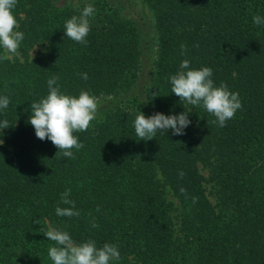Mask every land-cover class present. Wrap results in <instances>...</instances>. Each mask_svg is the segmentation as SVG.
Masks as SVG:
<instances>
[{"label": "trees", "instance_id": "1", "mask_svg": "<svg viewBox=\"0 0 264 264\" xmlns=\"http://www.w3.org/2000/svg\"><path fill=\"white\" fill-rule=\"evenodd\" d=\"M139 1L151 19L148 39L145 24L107 0H17L25 38L17 55L0 60V96L10 100L0 109L10 125L0 129V264H53L49 226L77 243L116 244L121 259L111 264H264V24L253 22L264 18V0ZM88 4L96 11L84 45L65 36L64 24ZM185 59L239 93L242 108L226 126L171 93L169 77ZM54 74L67 94L98 98L91 127L75 133L84 147L74 159L29 122ZM139 111L189 112L190 124L183 135L169 129L139 140ZM66 189L79 217L56 215L69 207Z\"/></svg>", "mask_w": 264, "mask_h": 264}, {"label": "clouds", "instance_id": "2", "mask_svg": "<svg viewBox=\"0 0 264 264\" xmlns=\"http://www.w3.org/2000/svg\"><path fill=\"white\" fill-rule=\"evenodd\" d=\"M16 5L17 0H0V49H3L0 60H7L17 55L20 44L25 38L24 32L17 30L20 25L14 13ZM95 11L94 6L88 4L80 15H73L66 20L65 36L86 45L88 43L86 38L91 30L90 18L94 16ZM253 22L257 25L264 24V18L254 15ZM198 46L197 44L196 47ZM180 49L181 55H186V44L181 43ZM78 75L84 80L88 79L87 73H78ZM212 76V68L207 66L190 68V61L185 59L180 64V70L169 77L171 93L192 106L203 107L215 117L212 123L224 127L226 122L233 119L237 111L242 108V103L238 92L231 91L225 82L217 86ZM58 81V74L47 80L48 94L31 104L29 122L35 129L37 138L42 141L50 140L63 156L74 159L73 149L78 151L84 147L75 133L87 131L91 127V122L96 118L98 111V98L91 94L90 90H81L78 96L67 94L61 90ZM9 103L8 96H0V109H6ZM188 114L189 112L185 111L179 115L157 112L146 117L139 111L134 120L135 135L139 140L144 141L152 140L157 132L166 133L169 129L174 135H183L184 129L190 124ZM9 127L6 119L0 122V129ZM2 144L3 140L0 139V145ZM184 175L183 171L179 172L181 179ZM180 192L186 199L188 198L185 188L181 187ZM70 194L71 189H66L61 194V203L69 207L57 206L55 209L57 216L79 217L80 211L76 209L75 201L69 199ZM191 199L196 203L198 197L193 196ZM35 223L39 224V221ZM91 226L99 227L94 217ZM43 235L55 244L48 251L53 264H111L112 261L121 259L116 244L104 243L102 247H97L93 239L77 243L68 231L52 226H49Z\"/></svg>", "mask_w": 264, "mask_h": 264}, {"label": "rangeland", "instance_id": "3", "mask_svg": "<svg viewBox=\"0 0 264 264\" xmlns=\"http://www.w3.org/2000/svg\"><path fill=\"white\" fill-rule=\"evenodd\" d=\"M107 1L110 2L111 4L120 6L122 9L121 14L124 18L134 20L135 23L137 22V23L145 24L144 29L145 28L147 29V35L144 34L143 38L148 39L149 37H151V35L153 34V32H150L149 30L150 27L149 25H151V19L148 11L140 3L139 0H131V2L128 5L122 4L121 0H107ZM35 56H36V50L34 49L29 53V57L32 59Z\"/></svg>", "mask_w": 264, "mask_h": 264}]
</instances>
